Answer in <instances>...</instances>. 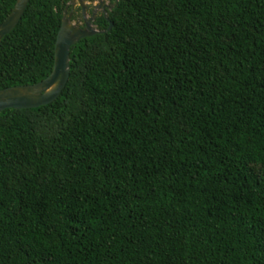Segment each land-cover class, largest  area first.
Wrapping results in <instances>:
<instances>
[{
    "label": "trees",
    "instance_id": "obj_1",
    "mask_svg": "<svg viewBox=\"0 0 264 264\" xmlns=\"http://www.w3.org/2000/svg\"><path fill=\"white\" fill-rule=\"evenodd\" d=\"M63 8L29 1L0 89L52 72ZM108 16L56 100L0 110V264H264V0Z\"/></svg>",
    "mask_w": 264,
    "mask_h": 264
},
{
    "label": "water",
    "instance_id": "obj_2",
    "mask_svg": "<svg viewBox=\"0 0 264 264\" xmlns=\"http://www.w3.org/2000/svg\"><path fill=\"white\" fill-rule=\"evenodd\" d=\"M30 0H17L8 17L0 24V41L11 32L22 18ZM80 3L83 2L80 0ZM85 8V5H81ZM113 23L110 22L108 29ZM104 30H98L87 22L84 28L70 23V15L64 14L58 30L54 66L52 72L43 80L34 84L14 85L0 89V110L7 108L28 109L47 105L62 93L70 75V50L80 39L92 36Z\"/></svg>",
    "mask_w": 264,
    "mask_h": 264
},
{
    "label": "flooded vegetation",
    "instance_id": "obj_3",
    "mask_svg": "<svg viewBox=\"0 0 264 264\" xmlns=\"http://www.w3.org/2000/svg\"><path fill=\"white\" fill-rule=\"evenodd\" d=\"M62 0L63 16L70 15V23L80 28H84L88 21L90 24L96 27L98 30L99 26L97 20L103 16L109 21L108 12L118 4V0ZM81 5H85L83 8ZM103 30V29H102Z\"/></svg>",
    "mask_w": 264,
    "mask_h": 264
}]
</instances>
